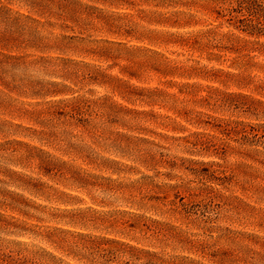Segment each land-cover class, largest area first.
Wrapping results in <instances>:
<instances>
[{"label": "rangeland", "instance_id": "rangeland-1", "mask_svg": "<svg viewBox=\"0 0 264 264\" xmlns=\"http://www.w3.org/2000/svg\"><path fill=\"white\" fill-rule=\"evenodd\" d=\"M235 5L0 0V264H264V35Z\"/></svg>", "mask_w": 264, "mask_h": 264}, {"label": "trees", "instance_id": "trees-1", "mask_svg": "<svg viewBox=\"0 0 264 264\" xmlns=\"http://www.w3.org/2000/svg\"><path fill=\"white\" fill-rule=\"evenodd\" d=\"M232 18H237L241 29L251 35H264V0H236L231 8ZM252 130H256L251 126Z\"/></svg>", "mask_w": 264, "mask_h": 264}]
</instances>
